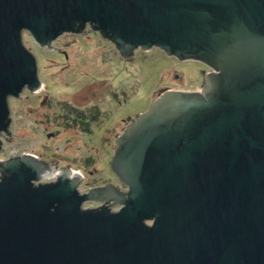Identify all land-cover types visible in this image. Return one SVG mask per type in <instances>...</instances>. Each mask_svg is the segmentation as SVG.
I'll list each match as a JSON object with an SVG mask.
<instances>
[{"label":"water","instance_id":"1","mask_svg":"<svg viewBox=\"0 0 264 264\" xmlns=\"http://www.w3.org/2000/svg\"><path fill=\"white\" fill-rule=\"evenodd\" d=\"M88 26L124 57L206 63L207 86L165 90L117 136L127 189L0 158V264H264V0H0V135L9 98L42 87L23 31L50 49Z\"/></svg>","mask_w":264,"mask_h":264},{"label":"rangeland","instance_id":"2","mask_svg":"<svg viewBox=\"0 0 264 264\" xmlns=\"http://www.w3.org/2000/svg\"><path fill=\"white\" fill-rule=\"evenodd\" d=\"M23 40L37 57L42 88H24L9 98L12 135H0V158L28 151L52 161L56 173L68 166L84 175L81 191L109 181L127 189L110 165L117 136L165 90L202 91L211 69L199 60H180L158 46L138 47L124 57L89 26L80 33H61L50 49L28 30ZM95 107L99 113L94 119ZM66 115L71 123L73 118L89 122L90 129L79 122L66 126ZM83 206L95 205L85 201Z\"/></svg>","mask_w":264,"mask_h":264},{"label":"trees","instance_id":"3","mask_svg":"<svg viewBox=\"0 0 264 264\" xmlns=\"http://www.w3.org/2000/svg\"><path fill=\"white\" fill-rule=\"evenodd\" d=\"M67 106L69 107L70 110H77L76 107H74L73 105H67ZM98 113H99V111H98V109L95 107V113H94V115H93V118H94V119L97 118ZM78 115H84V113L78 111ZM65 117H66L67 121H65V122L63 121V122H64V124H65L66 126H75V125L79 122V123H81V124L83 125V128H84L85 130H89V129H90V128H89V122L84 121L83 119H81L80 121H78L77 118H73L72 123H71L70 120H68L69 117H68L67 115H66ZM87 160H88V161H91V158L88 157Z\"/></svg>","mask_w":264,"mask_h":264},{"label":"flooded vegetation","instance_id":"4","mask_svg":"<svg viewBox=\"0 0 264 264\" xmlns=\"http://www.w3.org/2000/svg\"><path fill=\"white\" fill-rule=\"evenodd\" d=\"M93 205L97 206L99 205L100 203L99 202H96V201H92Z\"/></svg>","mask_w":264,"mask_h":264},{"label":"built area","instance_id":"5","mask_svg":"<svg viewBox=\"0 0 264 264\" xmlns=\"http://www.w3.org/2000/svg\"><path fill=\"white\" fill-rule=\"evenodd\" d=\"M113 209H117V207H113Z\"/></svg>","mask_w":264,"mask_h":264},{"label":"bare ground","instance_id":"6","mask_svg":"<svg viewBox=\"0 0 264 264\" xmlns=\"http://www.w3.org/2000/svg\"><path fill=\"white\" fill-rule=\"evenodd\" d=\"M42 88V87H41Z\"/></svg>","mask_w":264,"mask_h":264}]
</instances>
